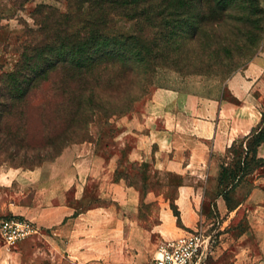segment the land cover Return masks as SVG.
I'll return each mask as SVG.
<instances>
[{
  "label": "trees",
  "instance_id": "1",
  "mask_svg": "<svg viewBox=\"0 0 264 264\" xmlns=\"http://www.w3.org/2000/svg\"><path fill=\"white\" fill-rule=\"evenodd\" d=\"M35 17L42 41L30 45L17 69L0 79V143L15 152H37L32 168L60 157L79 132L93 123L96 113L106 118L116 115L113 112L118 109L107 110L101 104V93H96L93 83L96 78L113 75L127 91L134 82L143 89L158 67L176 62L180 53L183 68H188L190 52H185L187 44L192 43L202 56L198 60L200 66L228 73L246 67L264 46L261 0H71L68 14L39 6ZM115 18L133 23L132 32H115ZM204 58L213 63L206 65ZM54 73L60 81L50 92L59 94L53 110L58 112L56 120L64 128L56 137L32 148L27 140V109L34 91L48 84ZM125 95L130 98L126 100L128 110L133 111L131 104L136 101L130 93ZM124 114L120 111V115ZM263 123L264 112L259 126L245 138V167H241V159L234 167L220 166L218 196L231 210L241 203L231 207L230 181L238 173L253 175L257 168H263L264 159L258 157V149L264 143ZM13 131L19 140H15ZM257 163L260 167L251 171Z\"/></svg>",
  "mask_w": 264,
  "mask_h": 264
},
{
  "label": "crops",
  "instance_id": "2",
  "mask_svg": "<svg viewBox=\"0 0 264 264\" xmlns=\"http://www.w3.org/2000/svg\"><path fill=\"white\" fill-rule=\"evenodd\" d=\"M261 5L264 8V0ZM160 78L159 73L149 101L150 123L145 132L136 136L128 159L145 168L150 164L151 170L160 174L176 175L180 182L175 185L174 201L180 206L181 201H202L201 193L207 189L208 180L219 176L215 159L226 155L234 143L249 137L261 123L264 46L225 83L231 99L199 92L201 79L174 76L163 84ZM258 157L264 159V143ZM117 158L111 166L95 144L86 142L31 170L0 164V223L14 217L30 221L38 229L36 235L13 248L4 244L0 234V264H86L91 216L101 215L102 219L109 215L115 224L114 241L118 243L123 233L124 238L152 235L154 231L147 229H141L145 234L137 228L123 231L119 223L125 219L134 222L138 211L130 207V217H122V206L169 198L117 180ZM91 201L113 203L109 209L90 210ZM255 203L261 215L256 256L250 248H243L234 264H264V201ZM92 244L96 247L98 239H93Z\"/></svg>",
  "mask_w": 264,
  "mask_h": 264
},
{
  "label": "rangeland",
  "instance_id": "3",
  "mask_svg": "<svg viewBox=\"0 0 264 264\" xmlns=\"http://www.w3.org/2000/svg\"><path fill=\"white\" fill-rule=\"evenodd\" d=\"M70 1L34 0L20 3L16 0H0V79L17 69L23 56L29 53L27 48L30 45L42 41L38 33L37 17H35L37 8L47 6L61 14H68ZM115 21V32H132L133 23L120 18H115ZM187 45L185 54L190 52L191 65L188 68H183L180 53L176 62L158 67L154 77L149 76L148 84L143 89L140 88L138 82H134L127 91V88L118 84L113 75L108 77L111 78L110 81L108 78H96L93 82L96 93H101L100 97L103 100L101 104L107 110L113 108L118 109V112H113L116 115L110 118H106L100 112L96 113L92 119L93 123L85 126L75 141L70 143L65 150L91 142L95 144L97 152L104 156L111 166L114 157H118L117 180L135 184L138 188L144 187L146 192L152 190L155 194H164L169 198V201H135L132 206H122V217L129 216L128 209L130 207L134 212L138 211V218L134 222L125 219L119 223L123 231L137 228L138 231L147 229L154 232L148 236L125 235V238L123 233L120 243L114 241L115 224L109 215L106 214L102 219L101 215L91 216L88 226L89 236L87 239L90 243L87 247L86 264H147L162 243L189 233H201L209 240V264H234L237 261V254L243 248H250L254 257L256 256L259 240L258 220L261 215L254 206H256V201H264V163L262 164L263 168H257L260 167L258 163L252 165L251 171L257 168L253 175L238 173V176L230 181L229 187L233 186L230 194L231 207L241 203L231 210L226 201L223 199V201H218L221 197L218 196L217 178L214 176L208 180L207 189L201 193L202 201H181L180 206L177 204L178 201H174L176 197L175 185L180 182L176 175L160 174L151 170L150 164H146L147 168H145L144 165L140 166L128 159V153L134 147L136 136L142 131L145 132L146 124L150 123L147 120L149 101L156 89L155 81L159 73L160 81L163 84L175 79L174 76L201 79V85L198 87L199 92L209 96L223 95L231 99L225 83L233 75L242 71L245 66L228 73L220 68L204 69L198 62V60H202V56L200 52H196L197 45L193 43ZM210 60L212 59H205V64L208 66L212 64L213 61ZM59 81V75L52 74V80L48 84L40 85L30 100V107L27 109L30 125L27 140L32 148L39 146L48 138L56 137L64 128V125L56 120L58 112L53 110V107L58 103L59 96L57 95L59 94L52 95L50 93L55 90V85ZM126 92L130 93L132 100L136 101L133 105L131 104L133 108L130 107L133 111L128 110L126 100H130V98L125 95ZM120 111H124L125 114L120 115ZM15 131H13V135L16 136L15 140H19L20 137ZM246 146L247 142L243 138L228 154L216 158L215 162L219 171L221 165L234 167L238 159H241V167L244 168ZM36 156L37 152H15L14 148H8L0 143V164L31 170L34 169L31 164L35 163L34 157ZM55 160L44 162L42 165ZM22 165L30 168L21 167ZM144 181L146 183H143ZM112 203L113 201H91L89 208L90 210L97 207L109 209ZM241 205L243 206L241 207ZM136 223L138 226H135ZM141 232L144 233L142 230ZM93 239H98L97 246L94 245L96 247H93Z\"/></svg>",
  "mask_w": 264,
  "mask_h": 264
},
{
  "label": "built area",
  "instance_id": "4",
  "mask_svg": "<svg viewBox=\"0 0 264 264\" xmlns=\"http://www.w3.org/2000/svg\"><path fill=\"white\" fill-rule=\"evenodd\" d=\"M38 233L36 225L19 218L1 221L4 244L13 248ZM210 242L201 233H189L162 243L147 264H209Z\"/></svg>",
  "mask_w": 264,
  "mask_h": 264
}]
</instances>
